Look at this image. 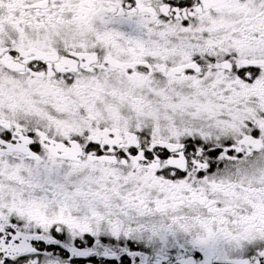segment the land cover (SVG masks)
Listing matches in <instances>:
<instances>
[{
	"label": "snow or ice",
	"instance_id": "snow-or-ice-1",
	"mask_svg": "<svg viewBox=\"0 0 264 264\" xmlns=\"http://www.w3.org/2000/svg\"><path fill=\"white\" fill-rule=\"evenodd\" d=\"M0 264H264V0H0Z\"/></svg>",
	"mask_w": 264,
	"mask_h": 264
}]
</instances>
